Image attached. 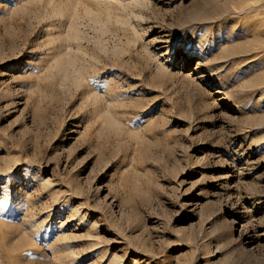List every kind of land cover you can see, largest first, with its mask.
I'll return each instance as SVG.
<instances>
[{
	"label": "rangeland",
	"instance_id": "obj_1",
	"mask_svg": "<svg viewBox=\"0 0 264 264\" xmlns=\"http://www.w3.org/2000/svg\"><path fill=\"white\" fill-rule=\"evenodd\" d=\"M0 264H264V0H0Z\"/></svg>",
	"mask_w": 264,
	"mask_h": 264
}]
</instances>
